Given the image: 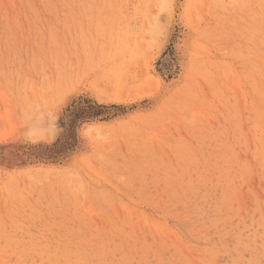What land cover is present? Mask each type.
I'll list each match as a JSON object with an SVG mask.
<instances>
[{"label": "rangeland", "instance_id": "rangeland-1", "mask_svg": "<svg viewBox=\"0 0 264 264\" xmlns=\"http://www.w3.org/2000/svg\"><path fill=\"white\" fill-rule=\"evenodd\" d=\"M139 2L0 0V264H264V0Z\"/></svg>", "mask_w": 264, "mask_h": 264}, {"label": "bare ground", "instance_id": "bare-ground-1", "mask_svg": "<svg viewBox=\"0 0 264 264\" xmlns=\"http://www.w3.org/2000/svg\"><path fill=\"white\" fill-rule=\"evenodd\" d=\"M163 1H164V3H165L166 0H161V1H160V0H159V1H158V0H140V2H141V6H142V7H141V10H144V7L146 8V7H150L152 4H157L156 2H160L162 5H161L160 3H159L158 5L163 6V4H164ZM140 2H139V3H140ZM168 2H170V1H168ZM171 2H172V0H171ZM161 8H162V7H161ZM161 8H160V9H161ZM135 10H136V9H135ZM135 10H134V11H135ZM145 13H147V12H145ZM121 16H122V18H123V15H121ZM125 21H126V20H125ZM128 23H129V22H128ZM128 28H129V27H128ZM129 30H130V29H129ZM132 36H133V35H132ZM132 38H133V37H132ZM129 40H130V38H129ZM135 40H136V39H135ZM135 40H134V42H135ZM130 42H131V41H130ZM137 43H138V41H137ZM137 43L134 44V45H137ZM118 57H119V56H118ZM36 88H37V87H36ZM51 88H52V87H51ZM34 89H35V87H34ZM37 92H38V89H37ZM36 95H37V94H36ZM37 98H38V97H37ZM45 100H46V99H45ZM49 102H50V101H49ZM47 103H48V102H47ZM49 104H50V103H49ZM45 108H46V107H45ZM41 109H42V106H41ZM46 109H47V108H46ZM44 110H45V109H44ZM44 110L42 111V113H44ZM40 112H41V111H40ZM42 113H41V116H42ZM42 117H43V116H42ZM39 118H40V117H39ZM40 119H41V118H40ZM35 126H36V125H35ZM34 129L37 130V126H36V127H33V130H34Z\"/></svg>", "mask_w": 264, "mask_h": 264}]
</instances>
